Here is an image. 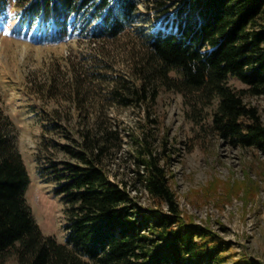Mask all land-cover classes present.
Returning a JSON list of instances; mask_svg holds the SVG:
<instances>
[{
  "label": "trees",
  "instance_id": "1",
  "mask_svg": "<svg viewBox=\"0 0 264 264\" xmlns=\"http://www.w3.org/2000/svg\"><path fill=\"white\" fill-rule=\"evenodd\" d=\"M185 1L190 14L177 31H152L147 38L155 95L159 86L182 93L196 124L211 115L206 138L228 140L256 155L244 166L242 179L215 177L204 188L205 197L250 202L258 189L253 165L264 174V123L245 94H264V0ZM138 4L0 0V28L13 21L18 36L58 42L83 22L95 21L94 35L116 37L133 22ZM147 78L141 73L135 79L132 97H148ZM233 80L245 87L238 89ZM52 87L48 92L54 97ZM68 100V112L58 106L39 112L38 155L46 160L39 172L54 182L65 205L66 240L61 243L41 231L26 202L30 174L0 95V259L14 250L20 264H223L229 242L181 210L166 145L160 150L145 129L133 132L127 164L120 154L125 138L112 115L83 110L77 92ZM72 110L77 111L73 117ZM138 184L152 200L150 207L132 193Z\"/></svg>",
  "mask_w": 264,
  "mask_h": 264
},
{
  "label": "rangeland",
  "instance_id": "2",
  "mask_svg": "<svg viewBox=\"0 0 264 264\" xmlns=\"http://www.w3.org/2000/svg\"><path fill=\"white\" fill-rule=\"evenodd\" d=\"M161 1L164 3L139 0L133 22L116 37L94 35L95 21L83 22L79 30L58 42L18 36L12 32L13 21L0 28V95L6 114L13 120L15 144L30 174L26 202L41 231L64 243L65 205L54 192V182L39 172L46 162L38 155L42 132L39 112L55 106L67 111L69 96L77 92L83 100V110L112 115L125 138L120 154L127 164L132 158L129 142L133 132L145 129L160 150L166 145L173 156L168 168L181 210L192 215L195 222L217 230L229 242L225 252L229 258L223 264H264L261 169L253 165L258 189L250 202L241 197L227 200L218 194L210 198L204 194V188L215 177L242 179L244 166L256 155L228 140L206 138L209 127L205 125L210 124L211 115L196 124L182 93L159 86L155 95L158 84L151 78L148 35L159 30L177 31L179 22L190 14L185 0ZM141 73L148 74L149 94L143 101L132 97L130 91ZM231 82L238 89L245 87L240 81ZM50 85L54 97L48 92ZM245 99L256 106L264 123V94H245ZM205 111V115L210 112L209 108ZM70 112L73 117L77 111ZM132 193L144 208L153 203L141 184ZM0 264L20 263L14 250H10Z\"/></svg>",
  "mask_w": 264,
  "mask_h": 264
}]
</instances>
